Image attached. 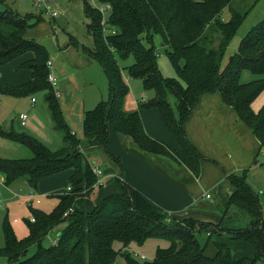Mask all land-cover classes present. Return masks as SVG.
<instances>
[{
	"label": "trees",
	"instance_id": "obj_1",
	"mask_svg": "<svg viewBox=\"0 0 264 264\" xmlns=\"http://www.w3.org/2000/svg\"><path fill=\"white\" fill-rule=\"evenodd\" d=\"M78 1L89 22L86 33L91 45L82 46L73 38L71 44L98 63L108 80L107 99L83 114L82 136L89 147L106 149L108 128L112 126L118 134L130 138L139 151L173 156L166 146L145 134L138 112L123 109L128 87L119 62L132 57V64L124 67L128 77L141 80L143 88L154 93L141 108L159 110L165 127L180 146L177 158L194 174L199 173L201 157L188 141L184 123L204 94L217 95L222 104L236 113L237 119L257 140L256 157L262 153L264 106L254 113L250 105L264 88V19L240 40L236 52L224 65L225 52L247 15L231 8L235 0H97L100 8L109 7L105 26L100 9L93 8L88 0ZM226 8L230 12L228 21L221 18ZM27 27L28 21L11 10L0 12V65L27 52L34 55V60L26 65L31 70L30 82L1 91L19 97L34 90H45L50 121L62 135L64 144L52 152L33 137L8 134V139L26 146L32 155L18 160L0 158V175L7 186L24 180L33 190L44 178L68 170L72 175L68 181L70 192L64 191L52 213L29 208L34 222L26 221L29 235L25 239L18 240L8 222L3 223L5 245L0 248V259L5 264H115L120 256L126 264H264V216L258 196L246 182L245 172L228 176L235 192L226 207L233 206L249 218L248 227L228 234L233 240L252 246L254 255L250 259H234L226 244H217L215 255L206 257L195 232H205L210 237L218 231L217 226L193 220L176 222L124 183H121V194L104 198L90 212L74 211V201L82 192L93 191L97 177L80 152V139L71 134L53 90L46 82L48 53L34 40L25 38ZM154 36L161 39L176 74L174 78H164L158 69ZM244 71L256 79L241 83ZM169 96L174 98L176 115ZM256 157L253 165L257 163ZM62 223L67 226L55 243L45 246V238ZM150 238L167 239L170 246L158 248L149 262H137L125 252L130 245H142ZM115 243H120L122 248L115 250ZM31 248L35 249L29 255Z\"/></svg>",
	"mask_w": 264,
	"mask_h": 264
},
{
	"label": "crops",
	"instance_id": "obj_2",
	"mask_svg": "<svg viewBox=\"0 0 264 264\" xmlns=\"http://www.w3.org/2000/svg\"><path fill=\"white\" fill-rule=\"evenodd\" d=\"M7 2L8 0H0V3L3 5L7 4ZM90 5L98 10L100 8L99 4ZM6 6L8 7V5ZM49 7L51 9L55 8V2L49 0ZM6 10L9 9H5L4 11ZM11 12L14 15H21L13 11ZM106 12H103L104 24L108 19ZM39 15L41 16L40 19L39 17H36L37 19L25 17V20L28 21L29 26L30 24H37L42 27L45 26L43 23L48 22L47 24L50 25V21L56 20L48 18L43 12ZM35 20L36 22L32 23ZM86 26L85 39L88 41L87 46L77 41L74 37L73 40L82 46L89 47L91 43L86 33ZM26 33L25 38L27 40H34L36 43L39 42L38 44L46 49L52 65V72L57 80L54 92L58 94L56 99L61 106L65 123L69 127L71 134L80 139V152L90 163L92 173L94 174V168L100 169L101 172L99 178L102 185L99 186L95 183V188L91 193L84 194L82 192L81 196L73 203L72 208L74 211L83 213L90 212L104 198L121 194V183H124L162 209L176 222L193 220L198 223L217 226L218 231L210 235V237L215 238L213 241L215 252L217 244H226L231 249L234 259L253 258L254 250L250 244L233 240L228 234L229 232L244 229L249 224V218L246 215L233 206L226 207L227 202L235 192L228 176L241 175L245 172L246 182L250 186L251 184L247 181V175L252 168L256 169L258 167L259 157L261 155L264 161V150L256 157L259 151L257 140L251 131L237 119L236 113L230 107L222 104L217 95L204 94L199 98L198 103L192 109L190 116L184 123L186 137L201 157L199 161V173L194 174L177 158L176 154L181 151L180 146L165 127L159 110L141 108L142 105H145L154 97L153 91H146L143 88L141 80L128 77V81H134L133 86L129 87L128 81L122 76L128 87V94L123 102L124 111L138 112L145 134L149 138L166 146L173 156L154 155L139 151L132 145L130 138L118 134L112 126L108 128V144L106 149L101 146L89 147L82 136L83 114L86 111L94 109L98 103L104 101L102 94L93 96V100L89 105H83L84 103L80 102V110H78V113L76 111L74 112V110H69L67 103L70 99V87H73L74 83L71 77L78 74L80 67H91V62L87 59H92L80 53L77 48H74L71 41L69 45H66L65 49L61 50L52 43L47 45L41 40L36 41L33 37L29 38ZM59 58L63 60L62 68L57 65ZM28 59V62L34 60L33 53ZM71 71L73 74H70ZM26 73L28 76L26 75L24 81L20 84L15 83V85H18L17 87H21L30 82L31 70L27 69ZM76 84L80 86L79 81ZM140 86L145 95L141 92ZM1 89L0 94L4 95ZM31 105L34 106L35 101L33 103L31 101ZM263 106L264 88L251 103L250 107L254 113H258ZM173 110L176 115L175 105H173ZM30 118L31 123L34 125L33 118L31 116ZM50 124L53 127L51 121ZM27 125L28 122L22 127L25 128ZM35 128L42 134L43 130L41 127L35 126ZM47 128L48 125L45 124V133ZM27 130L29 132L32 130L36 134V131L30 127ZM60 136L62 138V135ZM63 144L62 139L61 148ZM255 157L257 163L253 165ZM71 175L72 171L68 170L44 178L38 183L35 190L30 188L24 180L19 184L15 183L17 184L15 186L13 183L11 189L18 190L19 192L25 190V194H23L24 196L21 200L26 203L28 209L35 208L42 213L50 212L56 208V204L59 203V197L64 194V191L70 192L68 181ZM0 176L4 183L3 176ZM255 186L251 185L250 187L258 196L261 211L264 216L262 202L259 197L260 195H264V191L262 190L263 193L261 192L260 185L255 184ZM66 226L67 223H62L51 231L54 232V235L51 236L50 233L48 234L46 237L48 240L47 246L55 243L58 234ZM244 244L251 247V250L249 248V252H242V250L246 249ZM235 247H240L241 252H234L233 249Z\"/></svg>",
	"mask_w": 264,
	"mask_h": 264
},
{
	"label": "rangeland",
	"instance_id": "obj_3",
	"mask_svg": "<svg viewBox=\"0 0 264 264\" xmlns=\"http://www.w3.org/2000/svg\"><path fill=\"white\" fill-rule=\"evenodd\" d=\"M52 1L55 2V8L52 9H57L59 11V15L56 20L50 21V25L47 24L48 22L43 23L45 24V26L43 27L38 26L37 24H30V26L28 25V27L25 29V32H27L26 35L29 38H35L36 41L41 40L47 45H50L52 43L54 46H58L61 50L65 49L67 44L69 45L71 38L73 37L77 41H80L82 44H85L87 46L88 41L85 39V26L89 22L83 14V8L80 1ZM88 1L92 5L98 4L97 0ZM33 4V0H8L7 4L5 5L0 3V11L9 9L15 13L21 14L20 17L22 18L32 17L34 19H37L36 17L41 14V11L36 9ZM6 5H8V7ZM231 8L238 11L239 13H247V15L225 52L222 62V64L224 65L230 58V55L236 52L240 40L248 33V31L253 26L257 25L264 19V0H235ZM229 17L230 12L229 9L226 8L222 11L221 18L224 19V21H228ZM35 22L36 20L32 23ZM161 44L162 42L160 37L154 36L153 46L155 48L157 66L164 78L171 79L174 78L176 74L172 65L170 64V61L166 57ZM31 54V52H27L23 56L21 55L3 65H0V88H18V85H15V83L20 84L22 81H24L26 75L28 76V74L26 73V65L29 61L28 57L31 56ZM87 60L91 62V67H80L78 74H75L73 77H71L74 83L73 87H70L71 92L69 93L70 99L68 100L67 108L71 111L74 110V112L76 111L77 113L78 110H80V102H83V105H89L93 100V96L102 94V98L104 99V101L108 96V80L103 70L101 69V66L94 60ZM62 62L63 60L59 58L57 65L60 68L63 67ZM132 62V57H129L126 61L119 62V65L121 67V74L127 81L129 80V78L127 72L124 70V67L131 65ZM70 74H73V72L71 71ZM253 79H255V77H253L252 74H250L248 71H244L241 75L240 82L249 83L253 81ZM77 81L80 82V86H77ZM133 82L134 81H128L129 87L133 86ZM141 92L143 93L142 88ZM53 94L54 96H56L54 91ZM143 95L145 94L143 93ZM32 100L35 101L34 106L31 105ZM169 102L173 107L174 98L172 96H169ZM20 115H26L29 119L27 121L28 125L25 128H23L18 121ZM30 116L34 120V125L31 123ZM45 124L48 125L46 133ZM35 126H39L42 128V134L36 130ZM29 127L31 129H34L36 131V134L32 130L31 132H29V130H27ZM11 133L24 134L33 137L52 152H56L61 149V134L58 131H55L50 124V110L46 102L45 90H34L25 96L19 97L0 94V158L7 160L30 158L32 155L30 149L6 137V135ZM21 181L23 180H18L15 183L19 184ZM247 181L254 187H256L255 184L258 186L260 185L261 192L263 193L264 161L262 155L259 157L258 167L256 169L252 168L249 171L247 175ZM15 183L14 186L17 185ZM11 186L12 185L7 186L5 185V183H0V206L2 208L0 209V248H3L5 245L2 229V225L5 221L8 222L14 236L18 240H23L29 235L26 221H30V218L33 217L32 212L27 208L26 203L21 200L23 199L25 190L19 192L18 190L11 189ZM259 197L261 199L264 210V195H260ZM58 204H56V207L58 206ZM33 210L40 212V210L35 208H33ZM53 210H51L50 212H45V214H50L53 212ZM50 235H54V232H50ZM195 238L197 239L200 246L205 249L206 257L212 258L215 255V248L213 246V241L215 240V238L208 237V234H206L205 232H195ZM44 241V245L47 246V238ZM244 245L246 246V249L242 250V252H249V248L251 250V247L247 244ZM169 246L170 244L167 239L150 238L147 239L142 245H130L129 248L125 250V252L137 262H149L154 258L155 252L158 248L166 249ZM113 247L115 250H119L122 248V245L120 243H115ZM34 249L35 248L30 249L29 255H32ZM233 251L241 252V249L240 247H235ZM142 257L144 259H141ZM5 262L6 261L4 259H0V264H5ZM115 264L126 263L122 257L118 256Z\"/></svg>",
	"mask_w": 264,
	"mask_h": 264
},
{
	"label": "built area",
	"instance_id": "obj_4",
	"mask_svg": "<svg viewBox=\"0 0 264 264\" xmlns=\"http://www.w3.org/2000/svg\"><path fill=\"white\" fill-rule=\"evenodd\" d=\"M33 3H34V6L44 12V14L49 17L50 19H55L58 14H59V11L56 10V9H51L49 7V0H33ZM100 9V12L103 13L104 11H107L109 10V7L106 6L105 8H99ZM102 25H104V22L102 23ZM46 68L48 70V75H47V79H46V82L47 84L52 88V90L54 91V88L56 86V77L54 75V73L52 72V65H51V62L50 61H47L46 63ZM55 97H58V94L55 93ZM34 102V100H32V103ZM18 121L19 123L21 124V126H25L26 124V121H27V116L26 115H20L19 118H18ZM264 155V153H263ZM94 174L95 176L97 177V181H96V184L101 186L102 185V182L99 178L101 172H100V169L98 168H94ZM2 179L0 178V183H2ZM0 209H1V206H0ZM66 216V214L64 215ZM30 222H34V218L31 217L30 218ZM141 259H144L143 257Z\"/></svg>",
	"mask_w": 264,
	"mask_h": 264
}]
</instances>
